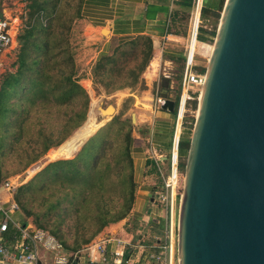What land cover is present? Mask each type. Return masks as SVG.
I'll return each mask as SVG.
<instances>
[{"label": "trees", "instance_id": "1", "mask_svg": "<svg viewBox=\"0 0 264 264\" xmlns=\"http://www.w3.org/2000/svg\"><path fill=\"white\" fill-rule=\"evenodd\" d=\"M219 1L216 11L202 8V16L219 19L224 0ZM26 2V20L16 36L15 70L6 72L0 80V182L4 176L3 157L10 154L22 170L26 169L49 149L47 154L60 146L85 120L89 106L68 41L73 23L82 18L84 0ZM176 4L190 10L193 0ZM214 36L215 30L199 26L196 43L204 46ZM152 55V41L145 35L117 45L111 54H101L89 69L94 89L107 95L124 89L132 92L143 84L141 75ZM196 69L205 72L203 67ZM84 85L88 87L89 83L85 81ZM124 102V107L96 129L76 155L52 157L14 193L19 207L16 221L26 226L28 218H32L37 230L48 233L73 256L107 226L126 218L134 202V125L125 115L133 97H126ZM196 105V99L187 102L192 109ZM183 126L191 131L185 122ZM188 146L189 137H181L180 158L186 156ZM180 166L182 169L184 165ZM28 198L40 201L34 207L28 205ZM14 232L9 226L4 237L6 245L12 244Z\"/></svg>", "mask_w": 264, "mask_h": 264}, {"label": "water", "instance_id": "2", "mask_svg": "<svg viewBox=\"0 0 264 264\" xmlns=\"http://www.w3.org/2000/svg\"><path fill=\"white\" fill-rule=\"evenodd\" d=\"M211 46L178 200L177 264H264V0H225Z\"/></svg>", "mask_w": 264, "mask_h": 264}, {"label": "crops", "instance_id": "3", "mask_svg": "<svg viewBox=\"0 0 264 264\" xmlns=\"http://www.w3.org/2000/svg\"><path fill=\"white\" fill-rule=\"evenodd\" d=\"M177 1L181 0H84L82 18L74 23L81 39L75 63L79 75H83L82 83H89L86 88L91 86L90 66L101 54H111L117 45L139 35L150 37L153 47L152 58L141 78L145 88L132 93L130 90L124 91L133 97L129 114L134 125L131 157L136 188L131 211L123 220L107 226L85 246L76 256L75 264H84L85 257L94 263L98 254L92 251L93 244L101 239L109 240L108 252L115 247L113 240L120 239L126 244L125 259L133 264H144L146 253L143 249L150 250L149 247L156 244L167 226L168 213L158 202L157 193L161 189L171 152L178 98L174 84L178 82L179 85L178 74L182 69L186 54L184 48L191 36L194 19L197 18L199 26H202L201 9L216 11L219 5V0H193L192 8L187 10L176 4ZM3 11L2 14H9ZM183 14L188 16L183 17ZM103 28L108 30L105 36L101 33ZM14 35L16 38L18 33ZM199 44L196 43V47ZM160 72L164 75H159ZM156 94L170 105L153 110ZM172 103L174 106H171ZM108 119L106 117L100 126ZM181 134V137L187 138L191 131L182 128ZM26 227L31 232L38 231L31 222ZM64 260L61 257V261Z\"/></svg>", "mask_w": 264, "mask_h": 264}, {"label": "built area", "instance_id": "4", "mask_svg": "<svg viewBox=\"0 0 264 264\" xmlns=\"http://www.w3.org/2000/svg\"><path fill=\"white\" fill-rule=\"evenodd\" d=\"M1 2L2 0H0V6ZM12 21L13 19L9 15L2 14L0 17V52L11 47L15 42L16 28L12 25ZM198 27L199 20L196 18L193 21L191 39L179 76L171 152L167 161V169L162 177L161 189L157 193L158 202L167 210L168 223L162 237L159 238L156 244L149 247L150 250L143 249V252L146 253L144 264H177L176 212L183 177L180 166L179 142L182 135L183 119L187 112V102L194 99L197 101L204 81V74L199 73L196 69L195 55ZM159 75H164V73L160 72ZM164 104L165 100L159 94H156L152 109L161 108ZM19 186L20 183L13 179L0 182V264H46L39 255V245L45 250L49 247L55 249L53 238L47 237L46 241L42 243L44 234L41 235V231L31 232L26 226H21L16 221L19 207L14 200V193ZM9 226L15 232L12 234V244L6 245L4 237ZM17 234H19L18 237H16ZM108 241L107 239H101L93 244L92 251L98 254L97 259L93 262L100 264H133L124 257L126 244L123 241L120 239L113 240L115 247L109 252L107 251ZM55 264H67V261H56Z\"/></svg>", "mask_w": 264, "mask_h": 264}, {"label": "rangeland", "instance_id": "5", "mask_svg": "<svg viewBox=\"0 0 264 264\" xmlns=\"http://www.w3.org/2000/svg\"><path fill=\"white\" fill-rule=\"evenodd\" d=\"M224 2H225V0H224ZM26 4H27L26 0H2V2H1V6H0L1 8L0 9L2 11L6 10L9 12L8 15L13 19L12 25H14V27L17 29L16 33H19L21 31L22 26H23L22 22L26 20V12H27ZM219 4H220V1H219ZM223 5H224V3H223ZM222 8H223V6H222ZM221 11L219 12V14H221ZM0 15H2V12ZM200 20H201V25L203 27H205L207 30H210V31L215 30L216 31L217 26H218V20H219L218 18L211 17L208 15V16H204V17L201 16ZM190 38H191V36H189V39H188L187 43L185 44L186 47L184 48V50H185L184 52L187 51V48H188L187 46H189ZM68 41H69V45L71 47V51L73 52L74 58L76 59L77 57L75 56V54H76L77 49H79V46L81 44V39H80V36L78 35V32L75 30L74 23L72 25V29L70 31ZM205 43H206V45H204V46L199 45L196 47L195 60H196V64H197L196 67H198V68L199 67L206 68L208 53H209V47L211 48L213 40L212 41H210V40L206 41ZM17 52H18V42L16 41V38H15V44H12L11 47L4 49L0 52V80L2 79L3 75L6 72H8V71L12 72L15 70L14 63L16 60ZM178 75H180V72ZM82 78H83V75L80 74L81 86L87 91L88 96H89V106H88V110H87V114H86L87 119L85 118L86 121L84 120L77 128H75L70 133V135L65 139V141L63 143H61V145H63L67 141H69L72 138V136H74L75 134H78L80 131H84V134H87V133L88 134L83 138L81 144H79L77 146H73L72 149H69L68 151H66V153L64 154L66 158H72L74 155H76V153H78V151L81 149V147L85 144L87 139H89L91 136H93L96 133V131H98L100 124L105 121L106 117L104 115L99 114V112H98L99 110H97L98 106H101V108L104 109L108 105H112L116 109V113L114 114V115H116L119 112V110L121 109V107L122 106L124 107V105L126 104V102H124L126 97L130 96V95L124 93L125 90H129V89L116 91L110 95H107L101 89L99 92L96 91L94 89L92 83H91L90 88H86V86H84V82L82 83ZM141 78H142V75H141ZM144 88H145V86L143 83L141 86L137 87L135 90H142ZM135 90H133V91H135ZM174 90L177 92V95H178V82H176L174 84ZM129 112H130V109L125 114L128 117H130ZM195 113H196V109H192L190 106H187V112L185 113V116H184L185 121H184V119H183V121L185 122V124L188 127L191 126V129H192V126L194 123ZM107 115L109 117V119L107 121H109L114 116V115L111 116L109 114H107ZM192 119H193V121H192ZM183 127L184 126H182V128ZM56 129L57 128H55V130ZM189 139H190V137H189ZM99 140L95 143V145L98 146ZM82 143H83V145H82ZM60 146H58V147H60ZM58 147L53 148L47 154V152L50 150L49 149L36 163L31 164L29 167H27L24 170L21 169V167H22L21 165H18L19 164L17 162L18 160L14 161L10 154L6 155L5 157L2 158V163H1V166H2L1 170H2L3 175H4L1 179V181L5 180V178L6 179H13V180H17L20 183V185L28 182L39 171L38 169H40L42 167V165H44L45 163L51 162L50 160H52V157H54V158L59 157V155L56 154ZM60 156H62V155H60ZM180 163H182L184 165L185 156L181 158ZM183 168H184V166H183ZM181 173L183 175V170ZM32 198L34 199L35 197L32 196ZM33 199L28 198V205L35 207L39 203L40 200H33ZM177 207H178V202H177ZM29 222L32 223V218H28V223ZM39 231H41V230H39ZM41 232H43V231H41ZM43 234H44V236L42 239V243H44V241H46L47 237H51L46 232H43ZM53 245L55 246V249H51L49 247L47 250H45L41 245H39V253H40L42 260H44L45 263L51 264V262L54 261L53 264H55V261H61V257L65 258V261L68 262L67 264H74L77 261L76 256L78 255V253L73 256V254H71V252L63 250L62 247H60V245L54 239H53ZM65 253H67V254H65ZM71 255L73 256V258H70ZM84 262H85L84 264H100L98 262L90 263L87 260V257H85ZM107 264H110V263H107Z\"/></svg>", "mask_w": 264, "mask_h": 264}, {"label": "bare ground", "instance_id": "6", "mask_svg": "<svg viewBox=\"0 0 264 264\" xmlns=\"http://www.w3.org/2000/svg\"><path fill=\"white\" fill-rule=\"evenodd\" d=\"M211 49H212V46L210 48V52H211ZM210 54V53H209ZM100 109H102L101 107H99ZM98 108V110H99ZM101 115H104L105 117H108L107 114H110V112L106 113V112H103V113H100ZM88 134V133H87ZM87 134H84V131H80L78 134H75L74 136H72V138L67 141L66 143H64L63 145H61L60 147H58L57 151H56V154L59 155V157H65V153L66 151H68L69 149H72L73 146H77L79 144H81L83 138L87 135ZM62 155V156H60ZM37 232V231H35ZM41 235H43L42 232H40Z\"/></svg>", "mask_w": 264, "mask_h": 264}]
</instances>
